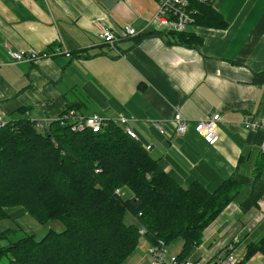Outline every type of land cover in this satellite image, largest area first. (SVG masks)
Listing matches in <instances>:
<instances>
[{"label":"crops","instance_id":"crops-1","mask_svg":"<svg viewBox=\"0 0 264 264\" xmlns=\"http://www.w3.org/2000/svg\"><path fill=\"white\" fill-rule=\"evenodd\" d=\"M212 7L225 27H188L201 39L188 47L146 35L154 30L146 22L156 0H0L1 121L54 117L68 107L111 120L134 118L128 126L138 142L150 146L149 155L180 185L199 181L214 190L224 180L234 182L231 201L189 255L196 264L214 263L227 252L240 261L248 243L264 234L263 132L242 123L264 116V0H212ZM126 24L138 34L122 36L117 55L98 34ZM55 45L71 57L28 62L7 54L8 48ZM176 111L190 124L183 135L171 122ZM213 112L221 119L218 141L209 146L191 126ZM141 241L148 264L151 240ZM244 264H264V253Z\"/></svg>","mask_w":264,"mask_h":264},{"label":"trees","instance_id":"trees-1","mask_svg":"<svg viewBox=\"0 0 264 264\" xmlns=\"http://www.w3.org/2000/svg\"><path fill=\"white\" fill-rule=\"evenodd\" d=\"M190 7L194 26L225 27L212 4L192 1ZM146 35L188 47L201 42L188 29ZM234 185L230 179L214 190L199 181L180 185L114 120L98 132L71 131L52 120L38 132L30 118L12 119L0 125V217L21 206L40 222L61 221L64 229L0 246V264H123L140 227L151 242L180 241L176 257L184 260L231 201ZM246 248L236 264L264 253V234Z\"/></svg>","mask_w":264,"mask_h":264},{"label":"built area","instance_id":"built-area-1","mask_svg":"<svg viewBox=\"0 0 264 264\" xmlns=\"http://www.w3.org/2000/svg\"><path fill=\"white\" fill-rule=\"evenodd\" d=\"M192 1H197L205 4H212V0H156L157 8L154 14L147 20L146 26H153L154 30H176L185 31L188 27L194 26L195 10L190 7ZM138 32L129 24L124 25L120 30H113L108 27H103L99 31V37L107 47L113 50L117 55L120 51L117 47V42L122 36L132 37ZM8 56L13 61H28L34 62L40 58L52 57L55 55H64L71 57V52L63 45H55L53 48L45 50H25V49H7ZM0 117V121H1ZM134 118H126L122 115L116 119H112L120 124L124 131L134 140L138 141V136L134 130L128 126V122ZM219 112H213L209 116L199 119L191 127L195 134H197L207 145L212 146L218 141V134L216 132L217 124L220 122ZM56 120L60 126H67L71 131L91 130L92 132L100 131L111 120L105 118L97 113L84 114L83 112L69 108L63 110L61 114L54 117L45 118H30L35 129L42 131L48 124ZM175 134L183 135L190 127L188 119L180 112L176 111L171 118ZM5 122L1 121L0 125ZM152 125L160 132L165 130L159 120H152ZM243 126L250 130H260L263 132V139L260 143L261 151H264V116L256 117L252 120L244 119ZM146 146L145 149H149ZM120 193L119 189L115 190ZM146 229L139 228L140 236H145ZM166 245L162 240L157 239L155 242H150L146 252L149 257L148 264H196L190 258L179 261L177 254H172L168 251ZM237 257L232 252L225 253L222 257L216 260V264H236Z\"/></svg>","mask_w":264,"mask_h":264},{"label":"rangeland","instance_id":"rangeland-1","mask_svg":"<svg viewBox=\"0 0 264 264\" xmlns=\"http://www.w3.org/2000/svg\"><path fill=\"white\" fill-rule=\"evenodd\" d=\"M37 131L41 132L39 130ZM125 195L130 196V193L126 192ZM6 213L7 215L0 217V234L2 233L0 236V246L7 245L25 235H33L36 239H40L49 230L61 231L64 229V225L61 221L51 219L40 222L26 212L21 206L9 207ZM124 220L131 221L127 214L124 216ZM141 239L142 237L134 252H132L123 264H146L148 259L142 247L144 242L141 241ZM167 248L170 253L177 254L181 249V242L177 241L171 243Z\"/></svg>","mask_w":264,"mask_h":264},{"label":"water","instance_id":"water-1","mask_svg":"<svg viewBox=\"0 0 264 264\" xmlns=\"http://www.w3.org/2000/svg\"><path fill=\"white\" fill-rule=\"evenodd\" d=\"M212 264H216V262L212 263Z\"/></svg>","mask_w":264,"mask_h":264},{"label":"bare ground","instance_id":"bare-ground-1","mask_svg":"<svg viewBox=\"0 0 264 264\" xmlns=\"http://www.w3.org/2000/svg\"><path fill=\"white\" fill-rule=\"evenodd\" d=\"M161 240V239H160ZM163 241V240H162Z\"/></svg>","mask_w":264,"mask_h":264}]
</instances>
